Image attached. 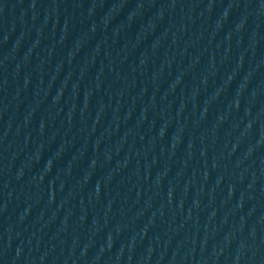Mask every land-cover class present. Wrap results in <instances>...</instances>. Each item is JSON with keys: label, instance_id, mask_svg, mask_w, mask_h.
Instances as JSON below:
<instances>
[{"label": "water", "instance_id": "obj_1", "mask_svg": "<svg viewBox=\"0 0 264 264\" xmlns=\"http://www.w3.org/2000/svg\"><path fill=\"white\" fill-rule=\"evenodd\" d=\"M0 264H264V0H0Z\"/></svg>", "mask_w": 264, "mask_h": 264}]
</instances>
